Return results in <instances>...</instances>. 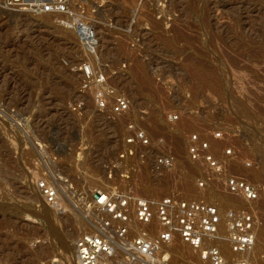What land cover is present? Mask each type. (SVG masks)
<instances>
[{
	"label": "rangeland",
	"instance_id": "1",
	"mask_svg": "<svg viewBox=\"0 0 264 264\" xmlns=\"http://www.w3.org/2000/svg\"><path fill=\"white\" fill-rule=\"evenodd\" d=\"M4 2L0 264H76L75 240L100 225L97 191L158 197L175 190L217 203L221 213L234 203L243 207L215 188L197 187L191 134L216 153L232 149L231 171L262 189L256 233L264 227V0H73L71 8L94 28L92 42L61 25L62 14L20 12ZM190 64L214 70L221 83L200 87ZM119 99L129 111L114 116ZM128 121L150 138L138 149L144 157L130 161L118 157ZM165 155L174 167L154 169ZM45 180L57 190L54 205L37 188ZM180 241L162 248L166 259L158 264H181L171 247L188 252ZM247 256L249 264H264V237Z\"/></svg>",
	"mask_w": 264,
	"mask_h": 264
},
{
	"label": "built area",
	"instance_id": "2",
	"mask_svg": "<svg viewBox=\"0 0 264 264\" xmlns=\"http://www.w3.org/2000/svg\"><path fill=\"white\" fill-rule=\"evenodd\" d=\"M4 3L11 10L30 14L65 15L67 18L60 21L61 25L72 29L82 40L95 38L91 23L82 20L83 14L71 8L73 0H5ZM106 105L105 100L99 101L100 107ZM128 111L129 104L124 99L112 105L114 116ZM221 136L219 131L214 133V138ZM149 146L150 138L135 122L123 124L119 159L130 161L144 157L138 149ZM188 146L191 160L201 171L197 187L202 191L215 188L219 193L242 200L245 206L234 203L221 213L217 203L203 198H184L175 190L158 197L117 188L97 191L92 204L97 206L93 211L100 225L96 232L84 233L75 240L76 264H158L166 259L160 255L162 248L176 238L193 249L205 264H228L221 241H226L235 254L229 264H249L247 253L254 244L258 225L255 206L262 189L231 171V148L216 153L197 134L189 136ZM173 167L172 158L167 155L153 161V168L157 170L169 171ZM37 188L47 205L58 201L57 190L50 181H39ZM221 223L224 231L219 240Z\"/></svg>",
	"mask_w": 264,
	"mask_h": 264
},
{
	"label": "bare ground",
	"instance_id": "3",
	"mask_svg": "<svg viewBox=\"0 0 264 264\" xmlns=\"http://www.w3.org/2000/svg\"><path fill=\"white\" fill-rule=\"evenodd\" d=\"M72 1V0H71ZM74 9V8H73ZM117 12V11H116ZM163 12V11H162ZM165 12V11H164ZM56 14L57 13H53V14H50V15H54V16H56ZM59 14V13H58ZM163 15V14H162ZM167 15H169V14H167ZM61 16V15H60ZM58 16H56V18H57ZM65 18H67V16H65L64 15V19ZM62 19V18H61ZM95 40V38H93V39H91V40H89V41H94ZM92 44V43H91ZM91 47H93V45L91 46ZM198 63V62H197ZM187 65H189V63L187 64ZM191 66H190V72H191V74L194 76V78H195V80H196V83H199V84H197V85H199L200 87H213V86H217V85H219V83H221V78H220V76L214 71V70H212V69H207V68H205L204 66H202L201 64L199 65V64H190ZM246 67V66H245ZM250 67V66H249ZM248 75V74H247ZM254 75V74H253ZM252 77V76H251ZM246 79V78H245ZM113 80V79H112ZM260 80V79H259ZM237 84V83H236ZM261 87V86H260ZM264 87V86H263ZM254 92V91H253ZM253 95V94H252ZM247 96V95H246ZM261 96V95H260ZM249 97V96H248ZM257 97H259V96H257ZM254 101V100H253ZM154 128V127H153ZM158 131V130H157ZM157 137V136H156ZM202 138V137H201ZM100 139V138H99ZM104 139V138H103ZM155 139V138H154ZM105 140V139H104ZM104 140H102V141H104ZM205 140V139H204ZM214 143H215V141H214ZM217 143V142H216ZM213 145V144H212ZM216 145H218V144H216ZM239 160V159H238ZM237 162H239V161H237ZM239 165H241L240 163H239ZM243 165V164H242ZM244 167H245V165H243ZM166 172V171H165ZM3 177V176H2ZM163 178V177H162ZM240 201V200H239ZM241 204L243 205V207L245 206V203L242 201L241 202ZM262 207L264 208V201H262ZM255 209H256V206H255ZM221 227H222V223L220 224V230H221ZM262 237H264V227H261L260 229H259V231L256 233V238H255V241H254V244H253V246H252V248L250 249V251L248 252V253H250L252 250H254L255 249V246H257L258 245V241H259V239H261ZM218 238H219V240H220V237L218 236ZM180 239V238H179ZM181 240V239H180ZM182 241V240H181ZM180 241V242H181ZM222 242L223 241H221V246H222V250H225L226 248H227V250L229 251V252H231L232 253V255L233 256H235V254L228 248V246L226 245V243L224 244V248H223V245H222ZM184 243V242H183ZM172 247V251H173V253H174V258L176 259V261L177 260H180L181 262V264H191V263H193V260H192V257L190 256V254H194L195 255V257H196V260H195V263L194 264H205L204 262H202L201 260H200V258H199V256H198V254L193 250V249H191V248H188L187 247V250H188V252L187 251H185V248L183 249L182 247V244L181 245H174V246H171ZM186 247V246H185ZM165 248V247H164ZM163 248V249H164ZM169 249V248H168ZM171 251V252H172ZM247 253V254H248ZM224 255H225V253H224ZM226 256V255H225ZM173 258V259H174ZM226 258L228 259V263H230L231 261H230V258H228L227 256H226ZM235 258V257H234ZM233 258V259H234ZM170 261V260H169ZM178 262V261H177ZM173 263V262H172Z\"/></svg>",
	"mask_w": 264,
	"mask_h": 264
}]
</instances>
